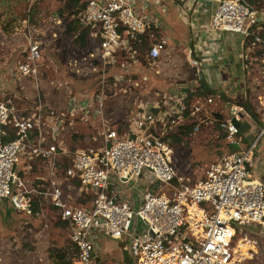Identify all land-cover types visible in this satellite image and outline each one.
<instances>
[{
  "label": "built area",
  "instance_id": "obj_1",
  "mask_svg": "<svg viewBox=\"0 0 264 264\" xmlns=\"http://www.w3.org/2000/svg\"><path fill=\"white\" fill-rule=\"evenodd\" d=\"M203 1L213 6L210 33L244 39V69L251 61L264 65V6L257 11L246 0ZM83 3L79 21L89 31L88 46L81 50L82 65L75 59L69 66L75 77L90 81V91L71 93L61 115L45 117L40 100L27 103L15 85L22 89L26 80L38 81L43 48L35 39H27L15 71L0 75V202L7 200L16 212L44 224L43 201L49 203L66 224L71 264L97 262L105 240L127 242L132 264H242L236 236L246 231L242 243L250 244L254 234L244 227L264 234V185L252 174L264 136V109H259V135L243 146L240 124L249 116L242 105H233L232 118L215 120L227 152L208 166L202 180L181 173L173 161L172 137L212 105L214 96L204 93L202 101L188 105L184 94H161L150 106L124 114L121 135L106 116L107 95L137 87L143 63H157L166 51L167 38L156 36L159 23L151 13L161 0ZM72 123H102L103 130L100 146L78 149L67 164L63 136ZM35 161L45 163L47 173L33 187L27 174ZM60 169L65 180L58 178Z\"/></svg>",
  "mask_w": 264,
  "mask_h": 264
},
{
  "label": "rangeland",
  "instance_id": "obj_2",
  "mask_svg": "<svg viewBox=\"0 0 264 264\" xmlns=\"http://www.w3.org/2000/svg\"><path fill=\"white\" fill-rule=\"evenodd\" d=\"M66 1L0 0V75L5 76L15 71V61L19 59L20 53L26 47L27 39L40 41L43 54L38 81L26 80L22 89L18 84L15 88L22 96H26L29 104L34 100H40L45 117L51 113L61 115L71 93L79 96L91 89L90 81H84L79 76L75 77L72 73L75 68L69 66V63L75 59L78 61V66L82 65L80 61L82 51L75 45L73 34L67 32V25L74 16L70 15L71 11L66 9ZM84 1L80 0L81 3ZM251 5L255 10L260 11L264 6V0H252ZM59 11H62L61 15ZM186 20L174 21L178 26L172 28L183 31L187 26ZM164 53L159 62L149 66L143 63L144 68H139V75L135 79L137 87L126 86L124 89L126 93L119 91L116 95H107L106 116L112 121L119 119L110 125L119 129L120 135L124 133L121 117L126 112H135L138 105L150 106L153 102L161 100L159 96L162 93L168 92V83L164 78L167 77L164 75L167 69L161 62L166 56ZM257 58L259 60L262 56L257 54ZM235 72L239 80L230 85L227 80L225 86L226 96L230 99L214 98L215 102L208 108L212 114H209L207 119L203 118V120L200 116L205 113L203 110L194 122L189 120L177 132L178 134L172 137L175 165L181 173H188L197 181L204 178V173L211 163L227 152L225 139L215 123L217 118L225 116L232 118L229 110L233 105H238L237 103L247 104L255 120L259 121L262 117V111L259 109H264V65L260 61H251L245 71L236 69ZM207 82L210 83L208 79ZM229 92L234 96L229 95ZM196 126L198 130L194 131ZM260 128L253 119L249 123H242L240 137L244 141L248 136H250L248 140L255 139L260 133ZM102 130V123L94 125L72 123L68 126L63 136V145L67 149L66 156L63 158L64 163L68 164L78 149L100 146L99 133ZM262 145H264V136L261 137L257 147L260 148ZM18 168H21V161ZM46 173L45 163L35 161L31 164V170L27 176L33 184L35 183L32 185L35 187L42 184V182L37 184L36 178L46 177ZM59 174L58 178L65 180L62 177V169ZM65 192L72 199H77L74 192H68L66 188ZM43 203L45 224L21 218L25 216L17 215L7 200L0 203V264H59L56 262V257L60 254L64 255L63 263H72L74 251L69 241L67 227L53 214L49 203L44 201ZM23 223L28 225L24 226ZM233 226L237 229L236 225ZM243 229L251 230L254 235L248 237L251 243H246L252 248L248 247L249 249L243 251L240 247L243 254L242 264H264V234L258 235L257 230L253 228L244 227ZM245 234L246 231H243L236 236L235 243L238 246L240 241L243 242ZM99 245V258L94 264H132L127 242L105 240Z\"/></svg>",
  "mask_w": 264,
  "mask_h": 264
},
{
  "label": "crops",
  "instance_id": "obj_3",
  "mask_svg": "<svg viewBox=\"0 0 264 264\" xmlns=\"http://www.w3.org/2000/svg\"><path fill=\"white\" fill-rule=\"evenodd\" d=\"M212 12L211 3L203 0H161L160 6L151 10L152 14L155 16L157 14L158 36H164L168 41L164 53L166 56L161 62L162 66L167 69L166 74L164 73L167 77L164 78L167 80L169 89L168 92L162 94H174L177 97L184 94L188 105H194L199 100H203V95L200 93L205 92H202L199 87V74L203 76L209 89L217 91V95H208L221 98L223 93L224 97L228 98L225 92L227 80L229 85L235 83L239 80L236 76V69L245 71L241 57L244 39L235 33L226 32L216 35L210 33L208 27ZM184 19L187 23L183 30L185 32L172 28L178 26L174 21L180 22ZM193 61L199 65L193 66ZM173 89L176 90L172 91ZM197 91L199 94L196 93ZM228 94L234 96L230 92ZM232 96L229 97L233 98ZM224 97L221 99L224 100ZM208 108L209 106L205 108V113L199 114L202 119H207L209 114H212ZM252 119L253 122L258 123L254 118L248 117L244 118L241 124L249 123ZM248 138L243 146H247L253 140L252 138L248 140ZM252 174L264 185V145L254 152Z\"/></svg>",
  "mask_w": 264,
  "mask_h": 264
},
{
  "label": "trees",
  "instance_id": "obj_4",
  "mask_svg": "<svg viewBox=\"0 0 264 264\" xmlns=\"http://www.w3.org/2000/svg\"><path fill=\"white\" fill-rule=\"evenodd\" d=\"M246 1H248L250 4L252 2V0H246ZM84 6H85V4L81 3L80 0H67L66 4H65L66 9L71 11L70 15L74 16V19L67 25V32L69 34H71V33L73 34L74 40H75V45L78 47L79 50L86 49L87 46H88L87 35H88L89 31L87 29H82L81 26H80V21H79V13L84 8ZM62 11H59L60 15L62 14ZM143 49H142V52H144ZM196 93H198V91ZM76 96H78V95H76ZM242 106L248 107V105L245 104V103H243ZM251 112H252V110H251ZM254 118H255V116H254ZM13 137L14 136L11 133L10 138H13ZM65 167H66V164L63 165V168H65ZM37 209H39V208L37 207ZM16 213L20 217H21V215H24V214H21V213H18V212H16ZM21 218L28 219V220H33V219H30V218H28L26 216L25 217H21ZM60 222H62V221H60ZM23 224H24V226L28 225V223H26V225H25V223H23ZM63 224H65V223H63ZM56 260H57L56 262L59 263V264H65V263H63V260H64V255L63 254L58 255L56 257ZM70 264H71V262H70Z\"/></svg>",
  "mask_w": 264,
  "mask_h": 264
},
{
  "label": "water",
  "instance_id": "obj_5",
  "mask_svg": "<svg viewBox=\"0 0 264 264\" xmlns=\"http://www.w3.org/2000/svg\"><path fill=\"white\" fill-rule=\"evenodd\" d=\"M198 76H199L198 82H199V87H200L201 91L205 92L207 94L217 95L216 90H212V89L208 88V85L205 83L203 76L201 74H199ZM177 86L181 87L182 85H177ZM175 90L176 89H173L172 91H175ZM221 96L224 97V94L222 93ZM238 105L241 106V104H238ZM243 108L245 109L246 113L248 114V116L250 118H254L253 113L251 112V110L248 107L243 106Z\"/></svg>",
  "mask_w": 264,
  "mask_h": 264
},
{
  "label": "bare ground",
  "instance_id": "obj_6",
  "mask_svg": "<svg viewBox=\"0 0 264 264\" xmlns=\"http://www.w3.org/2000/svg\"><path fill=\"white\" fill-rule=\"evenodd\" d=\"M239 247H241L242 249H243V251H246L247 249H249L250 247L249 246H247L246 245V243L245 244H242V242L240 241V243H239ZM249 247V248H248ZM252 248V247H251Z\"/></svg>",
  "mask_w": 264,
  "mask_h": 264
}]
</instances>
